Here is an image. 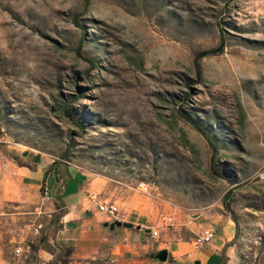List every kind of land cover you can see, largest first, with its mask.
<instances>
[{"label": "rangeland", "instance_id": "1", "mask_svg": "<svg viewBox=\"0 0 264 264\" xmlns=\"http://www.w3.org/2000/svg\"><path fill=\"white\" fill-rule=\"evenodd\" d=\"M58 163L230 221L226 264H264V0H0V264H38L15 249L44 236L33 172ZM159 243L118 264H193L150 258Z\"/></svg>", "mask_w": 264, "mask_h": 264}, {"label": "crops", "instance_id": "2", "mask_svg": "<svg viewBox=\"0 0 264 264\" xmlns=\"http://www.w3.org/2000/svg\"><path fill=\"white\" fill-rule=\"evenodd\" d=\"M49 165V164H48ZM36 170L33 177L39 181V188H46L52 202L46 204V212L53 218L46 221L45 241L37 242L33 255L38 264H48L58 253L57 246L71 247L70 264H118L124 258H136L154 249H167L174 261L193 264H209L212 259L220 263L219 257L226 245L225 257L230 258L233 232L231 222H224L211 242L199 250L193 249L194 236L203 229L219 223L218 217L202 211L195 214L184 212L163 200L138 197L132 188L102 175L82 173L78 169L56 164L41 172ZM98 192L100 197L115 204L125 214V222L136 229L115 227L104 228L108 219L101 215L87 200V194ZM59 210L65 213L56 223ZM171 216L169 223L162 225L159 216ZM58 226H60L58 228ZM158 228L159 238L152 239L151 232ZM149 230V231H146Z\"/></svg>", "mask_w": 264, "mask_h": 264}, {"label": "built area", "instance_id": "3", "mask_svg": "<svg viewBox=\"0 0 264 264\" xmlns=\"http://www.w3.org/2000/svg\"><path fill=\"white\" fill-rule=\"evenodd\" d=\"M132 189H135L137 192H139L141 195L158 200V194H156L154 188L144 182V181H139L135 184V186L131 187ZM87 200L90 204L95 206L96 210L103 216H105L109 223H115V222H120V223H126L125 222V214L122 212L115 204L108 202L100 197V195L96 192H90L87 194ZM52 202V198L50 193L46 188L41 189V205L42 208H40L38 215H45L47 218H50L51 214L50 212H46L44 210V206L46 204H49ZM159 219L161 221L167 222L170 221V218L165 215H160ZM43 224L40 222H37L33 224L32 226V236L37 238L39 237L40 233L43 230ZM215 235V230L213 228H207L203 230L201 233L197 234L195 238L193 239V249L194 250H199L200 248L204 247L207 245L211 240L213 239ZM151 238L152 239H158L159 238V232L157 229H154L151 232ZM33 242H25L21 244L17 249H15V254L18 256H22L25 260H28L30 255L32 254V245Z\"/></svg>", "mask_w": 264, "mask_h": 264}, {"label": "trees", "instance_id": "4", "mask_svg": "<svg viewBox=\"0 0 264 264\" xmlns=\"http://www.w3.org/2000/svg\"><path fill=\"white\" fill-rule=\"evenodd\" d=\"M223 37H221V42L219 44V46H217L216 48H212V49H208V50H203V51H199L196 52L194 55V66H195V70H196V74L197 76H200V72H201V67H200V61L205 58V57H209V56H215L220 54L223 51V47H224V41H223ZM92 65V62H90ZM66 113L70 116L69 111H66ZM186 120L188 121V123L197 131L199 132L202 136H204V138L207 140L209 147L211 148V158H210V166L211 168L215 170V166L216 163L214 161V157L218 151V147L220 146V142L215 138L212 137V135L210 136L209 131L207 130V128H204L203 126H201L198 122H196L195 120H191L189 117H185ZM231 183H234L233 179L227 178ZM228 201V195L225 197L224 202H223V206L225 209V212L229 215L230 220L234 223L235 225V235H234V239H236L237 236V232H238V222H237V216L234 214V212L232 211L230 204L227 202ZM64 211L63 210H59L58 213L55 215V220L56 223H58L60 217H62L64 215ZM60 227V226H58ZM40 241H45V238L41 237L38 242ZM38 246L33 245L32 246V253L36 251ZM228 247V245H226L224 247V249L222 250L221 256L219 257L220 263L221 264H226V260L227 258L225 257V251L226 248ZM58 248V253L57 255H55L53 257V259L48 263V264H70V257L72 254V248L71 247H63V246H57ZM36 261V258H35ZM33 264H36L35 262Z\"/></svg>", "mask_w": 264, "mask_h": 264}, {"label": "water", "instance_id": "5", "mask_svg": "<svg viewBox=\"0 0 264 264\" xmlns=\"http://www.w3.org/2000/svg\"><path fill=\"white\" fill-rule=\"evenodd\" d=\"M23 156H27V153L25 152L23 154ZM40 160L39 156H35L33 158V162L34 163H38ZM199 215H195L194 218H197ZM102 226L104 228H109L110 230H113L115 227L117 228H125V229H136L132 224L130 223H120V222H115V223H108V222H105L102 224ZM146 231H149V230H146ZM150 258L154 259L155 261H158L160 263H164L168 260V257H169V253L167 250L163 249V250H159L157 252H155L154 254H150L149 255ZM195 264H198V263H195Z\"/></svg>", "mask_w": 264, "mask_h": 264}]
</instances>
